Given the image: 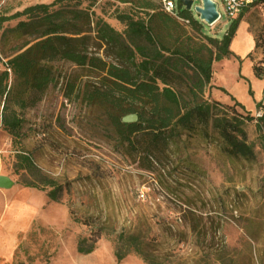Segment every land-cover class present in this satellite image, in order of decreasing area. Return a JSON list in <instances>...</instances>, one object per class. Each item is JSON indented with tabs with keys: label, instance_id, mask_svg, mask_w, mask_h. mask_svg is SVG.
<instances>
[{
	"label": "rangeland",
	"instance_id": "1",
	"mask_svg": "<svg viewBox=\"0 0 264 264\" xmlns=\"http://www.w3.org/2000/svg\"><path fill=\"white\" fill-rule=\"evenodd\" d=\"M51 1L0 0V15ZM213 1L220 18L208 25L194 9L199 0H193L190 10L179 8L176 0L179 15L187 10L201 25L200 32L178 20L196 43H208L206 36L221 39L228 30L231 20L222 0ZM86 5L87 0H82ZM128 7L119 5L122 10ZM113 9L99 0L92 11L122 31ZM23 19L9 20L0 28L4 61L27 39L10 31ZM252 36L259 47L236 55ZM263 42V21L253 7L239 24L233 56L214 62L212 86L202 97L219 103L218 113L254 117L243 126L255 152L251 161L228 155L208 125L203 130H184L161 164L145 170L135 152L117 142L100 107L87 105L81 94L65 96L67 81L76 80L82 91L96 83L97 73L66 61L49 62L55 81L23 112L19 137L0 126V175L18 185L34 184L44 195L51 189L45 179L61 187L57 201L46 203L48 196L39 200V215L16 253L17 264H264V120H257L262 109L256 107L264 102V80L254 71L255 67L260 74ZM103 49L97 50L99 55ZM17 153L29 155L35 170L23 165ZM133 236L141 254L132 246ZM83 240V247L94 246L91 252L78 251Z\"/></svg>",
	"mask_w": 264,
	"mask_h": 264
},
{
	"label": "trees",
	"instance_id": "2",
	"mask_svg": "<svg viewBox=\"0 0 264 264\" xmlns=\"http://www.w3.org/2000/svg\"><path fill=\"white\" fill-rule=\"evenodd\" d=\"M98 1L87 0L83 7L82 0H52L26 6L9 16L0 15V28L4 22L24 16L10 31L27 37L6 61L0 57L2 129L16 139L19 137L23 112L34 106L55 81L53 67L48 63L61 60L97 73L96 83L84 86L82 91L76 80L67 81L65 96L81 94L87 105L100 107L117 142L129 153L135 152L141 168L153 170L161 164L170 144L184 130H203L208 125L217 133L228 155L253 160V145L247 142L243 126L254 117L249 113H218L219 103L202 98L205 89L212 86L213 62L233 56L229 45L248 9L230 22L221 39L206 36L208 43H196L179 21L153 0H106L114 6V18L124 26L122 31L93 15L92 8ZM119 5L129 7L122 10ZM178 5L182 6L179 0ZM188 13L182 10L180 16L190 19V26L200 31L201 25ZM102 46L103 55H99L97 50ZM260 46L263 50L264 42ZM254 71L260 75L255 67ZM256 107L263 110L257 119L263 121L264 102L256 103ZM129 113H136L138 120L121 122ZM16 157L31 171L35 170L29 155L17 153ZM43 183L51 188L48 197L57 201L61 187L50 179ZM131 240L134 250L141 254L136 237ZM83 242L78 245L80 253L94 249L92 244L83 247ZM116 255L122 257L119 251Z\"/></svg>",
	"mask_w": 264,
	"mask_h": 264
},
{
	"label": "crops",
	"instance_id": "3",
	"mask_svg": "<svg viewBox=\"0 0 264 264\" xmlns=\"http://www.w3.org/2000/svg\"><path fill=\"white\" fill-rule=\"evenodd\" d=\"M237 29L229 45L231 52ZM246 46L245 49L241 46L236 55L250 52L255 48L253 36L251 37V43ZM214 62L212 64L213 72ZM41 190L39 187H31L26 184L22 186L15 182L7 189L0 188V264H17L20 262L16 253L32 233V227L39 215L40 206H42L39 200H41L42 196L44 198L48 196L47 194L44 195ZM37 193L40 195L38 196ZM49 199L44 201L46 203L48 201L55 202Z\"/></svg>",
	"mask_w": 264,
	"mask_h": 264
},
{
	"label": "built area",
	"instance_id": "4",
	"mask_svg": "<svg viewBox=\"0 0 264 264\" xmlns=\"http://www.w3.org/2000/svg\"><path fill=\"white\" fill-rule=\"evenodd\" d=\"M153 1L158 3L161 9L170 16L186 24L189 23L188 19H184L179 15L178 8L176 5V0H153ZM222 2L226 16L231 21L236 17H238V15L242 13L244 10L255 7L259 10L264 25V0H222ZM216 10L218 12L217 4H216ZM218 14H219L218 19H219L220 13L218 12ZM257 67L259 69L262 79L264 80V49L260 51V58ZM262 113L263 111L259 110L257 116L260 117Z\"/></svg>",
	"mask_w": 264,
	"mask_h": 264
},
{
	"label": "water",
	"instance_id": "5",
	"mask_svg": "<svg viewBox=\"0 0 264 264\" xmlns=\"http://www.w3.org/2000/svg\"><path fill=\"white\" fill-rule=\"evenodd\" d=\"M185 9L190 10L193 5V0H179ZM199 20L208 25H212L218 19V12L216 10V3L212 0H199V3L194 6ZM138 120L136 113H129L121 118L123 123H134ZM14 184L12 179L8 176L0 175V188L7 189Z\"/></svg>",
	"mask_w": 264,
	"mask_h": 264
}]
</instances>
